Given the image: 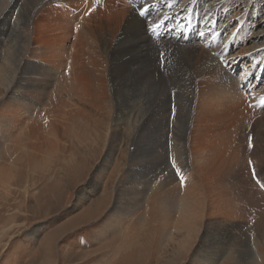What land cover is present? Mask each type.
I'll return each instance as SVG.
<instances>
[{"label":"rangeland","instance_id":"1","mask_svg":"<svg viewBox=\"0 0 264 264\" xmlns=\"http://www.w3.org/2000/svg\"><path fill=\"white\" fill-rule=\"evenodd\" d=\"M176 3L177 1H175L171 8H175L178 5ZM73 4L74 2L70 1L61 3L58 4L59 6H52L51 10L48 8L45 12L48 13V10H50L49 13H52L50 16H53L60 9L61 11H67ZM225 4L228 6V10L223 13L224 17L222 16L218 20L217 16L214 15L210 20L215 19L216 26L222 21H230L229 27L233 31L243 30L244 42H238L235 45L236 47L231 50L238 51L242 47H247L241 52L238 67L235 70H230V65L223 62L222 58H220V63L223 62V70H226L228 73L230 71L231 77H234L236 80L240 77V72L246 69L247 64H251L254 57L260 55L261 48L264 45V32H261V36L259 37L253 35L260 31L261 26L264 28V0H226ZM89 11L83 17H87ZM54 18L56 19L55 16ZM80 22L81 16H77L76 24H79L76 27L77 30L72 26L74 28L72 29L73 32L76 31L75 33H77L79 31L82 26ZM87 25H89V28L94 27L93 22H88ZM207 29L210 30V27H207ZM254 30L255 32H252ZM73 32L72 35L75 34ZM73 37L67 42L68 45L73 41ZM229 37L230 34L228 35V40ZM201 38L193 39L192 43H199V49L205 47L206 49H210L207 41L205 42L207 39L202 41ZM220 40L222 39L220 38L219 43L216 45H220ZM0 47H2L0 48L1 52L6 49L4 44L0 45ZM225 47L226 45H223V49ZM33 59H35L34 54L32 57H27V60L21 63L18 70H16L17 72L11 71L18 77V82L15 83L16 87L14 86L12 91L15 93L21 88L19 86H22V89H24L23 92L15 93L19 96V102L17 103L21 107L19 111L15 106H11L10 110L8 106L4 107L5 102L15 100H11L10 96L12 93L6 92L0 82V165L6 168V172H8L2 175H5L3 178H0V182L2 181L0 184V264H116L117 262V264H249L250 262V264H264V237L260 231L250 242L254 245L255 250H258L252 261L240 257L243 242L237 240L231 241L227 238L228 232L226 230L228 223H231L230 220L242 222V212L245 207L242 206L240 209V218L229 217L221 209L225 200L229 198L227 194L229 190L228 175L233 170L232 156L235 149L246 144L242 141L244 135H246V139L248 137L255 138V131L257 132L258 129L259 132L263 130L261 132L264 133V121H262L264 118L262 116H260L261 118L257 122L258 127L256 129L252 127L257 121L251 120L252 116L249 114L250 110L251 113H254L256 110V102H254V105L251 103L252 97L245 100V96L240 95L238 100L233 98L234 102L231 99L232 103L230 102V106L222 104L216 98H213L212 95L213 92L219 94L215 89L217 81L213 80L211 75L201 73L197 69L198 60L194 58L188 64L185 57L182 58L178 55L171 56L169 60L167 59V55L162 51L158 55L160 71L167 72L170 69L174 74L171 76V80L169 78L160 79L157 77V74L150 72L151 74L142 75V77H137L136 79L127 78L122 87L124 95H131L132 101L139 103L142 99L144 103L146 101L144 107L148 111L150 110L148 117L151 121L156 119V117L161 118L163 115L164 119L162 121L161 119H157L156 122L160 120L158 124H155L156 122L153 121L151 124L149 121L150 124L145 123L137 129L120 124L115 129L110 126V122L107 120L109 114L103 113V115L101 111L97 110L96 112L94 110L96 108L90 103L91 107L89 102L86 103L89 104L87 107L81 103L82 107H79L82 109L85 107L86 110H83L86 115L93 112L94 115L90 113L92 118L98 114L96 117H102L100 119L106 121L104 124L107 126H104L103 130H98V134L104 140L93 144L89 140H84L83 142H86V144L80 142L79 145L77 144L79 142L75 138L73 139L71 134H68L67 138H63L64 140L66 139V143L70 144L72 141L70 145L65 144L69 146L65 147V150L67 149L66 151L68 152L64 150L62 158H59L60 156L57 158L50 156L51 144L50 140H48L49 137H36L37 140L34 143L36 147H30L28 150L29 154L27 153L29 158L33 157L32 159L34 160L29 161L25 154H21V157L17 160L18 154L16 156L12 154L13 150H9L12 149L13 144V146L8 145L6 149L5 147L4 149L2 148L8 141V138H6L5 144L2 135H4L3 129L6 127L10 129V138H12L13 134L16 131L18 132V125L12 128L11 123L4 122L3 120L4 117L6 118L8 112L11 111L9 113L10 120L14 122L19 115L20 118L24 116L30 107L39 108L40 104L44 102L43 98L39 96V91L48 81L44 78H48V71L51 67L49 63L36 62L42 68L41 71L45 73L43 78L39 79L38 75L33 76L34 72L35 74L40 73V71H35ZM3 60L2 57L0 59V75L9 76V73H11L10 69L15 68L13 67V63L15 62L14 64H16L17 61H13L11 66L6 60ZM162 60L164 61L162 62ZM167 65L168 68H166ZM7 67L10 69H7ZM262 69V65L258 63L254 64L251 73H247L251 74L249 84L256 83V81L251 83V80L253 77L256 80ZM153 78H156V80ZM145 82L146 84H144ZM262 85L264 86V77H262V84L254 90H260ZM174 87L178 89L176 90ZM185 89L188 90L186 91ZM191 90L194 92L195 99L193 98L192 100V107H188L190 110L187 109L188 114L183 115L180 113V116L178 115L180 118H177L176 121V127H178L174 135L173 140L175 144L173 145L170 134L168 139L165 140L166 132L163 133L164 129L166 131V119L168 113H172L180 105L183 106V100H187L188 95L191 94ZM244 91L247 92L246 90ZM179 92L181 97H183L181 99L179 98ZM187 92L188 94H186ZM239 92L241 93L240 89ZM61 93L63 95V90H61ZM249 93L248 91L247 95ZM232 94L235 96L234 92ZM110 100L109 98V102ZM199 100L200 102L202 101L201 104L200 102L198 104ZM261 107L258 106V109H261ZM87 109L91 110L88 112ZM158 114H161V116H158ZM184 119L188 124L186 131L188 139L187 152L190 155L191 161H188V163L184 159L183 152L181 151L182 144L180 142L182 139L180 133L183 129H181V125ZM33 124L31 125L33 126ZM35 125L37 126V123ZM108 126L111 129H108ZM239 126L241 128L240 134ZM106 132L108 133L106 134ZM35 133L37 134L38 131ZM10 138L8 144L12 141ZM192 139L195 143H193ZM22 142L23 144L26 143L24 140ZM73 143H76L77 146ZM212 146L213 150H211ZM33 148L34 150H32ZM176 148L179 149L176 150ZM5 150L7 151L4 152ZM194 150L195 154H193ZM197 150H200V155L197 154ZM190 151L192 154H190ZM7 152H10L9 159L5 155V158L2 156ZM9 160H14V163L13 161L9 163ZM42 160H44V163H41ZM32 161L35 165H33ZM8 164L13 168H10ZM185 164L191 165L187 173L192 172L193 174L189 182V188H187V185L186 187L183 186V166ZM40 165L44 167L40 168ZM8 168L11 169L10 173ZM249 172L253 173V170ZM243 174L245 178H248L245 172ZM194 177L196 178V183L199 185L197 190L195 184L192 185ZM170 180L173 181L171 182ZM238 184L241 187V185H244V182L239 181ZM193 188L198 193L194 192ZM183 189H185V192ZM162 192H165V194ZM189 192L192 193L190 194ZM134 193H137L136 195L141 206L140 210L136 209L137 212L135 211L136 213L134 212L132 216H136L142 210L141 221L146 225L144 227L141 226V234L137 233L135 239L132 240V245L128 249L126 248L117 252L115 248L120 245L124 238V228L127 219L130 218V214L126 217V212L133 205L129 203V198L133 197ZM180 200L188 202V204L182 212L184 215L182 214L179 217L178 214L176 215V211L178 210L177 206ZM95 203L99 207L88 213L87 211ZM195 205L196 207L198 206V209L194 208ZM134 207L136 208V206ZM190 207L192 208L190 209ZM186 210L190 212L188 211V213ZM199 212L202 216L198 214ZM187 213L188 215L191 214V222H193L194 217V223L199 220L196 227L193 224L194 229L189 230L190 235L187 233L188 228H186L187 220L185 217L189 219ZM162 214L178 218L176 219L177 227L181 222L182 224L177 230H173V225H175L173 223L170 227L172 229L169 230L172 234L167 231L163 235L161 233L162 229H158L159 226L157 227ZM197 217L199 218L196 219ZM183 225L187 231L184 230ZM149 227L154 232L152 229L147 230Z\"/></svg>","mask_w":264,"mask_h":264},{"label":"bare ground","instance_id":"2","mask_svg":"<svg viewBox=\"0 0 264 264\" xmlns=\"http://www.w3.org/2000/svg\"><path fill=\"white\" fill-rule=\"evenodd\" d=\"M69 1L74 2L73 6L70 7V9H68L67 11H61L60 9V11L53 14V16H50V14L52 15V13H49V11L51 10L52 6L61 3H66ZM89 1L90 0H85V2L82 3L83 2L82 0H0V45L4 44L6 46V49L4 51L1 52L0 50V59L3 57V59L6 60L7 63L10 65L13 63V61H17L16 64H14L15 62L13 63V67H15L14 69L11 70L9 67H7V69L9 68L10 72L13 70L14 71L18 70V67H20L21 63L26 61L27 57L29 56L32 57L33 54L35 56V59H33L35 71H40V73L38 74H35L34 72L33 76L38 75V78L40 79L43 78L45 74L43 71H41L42 68H40V66L37 64L39 63L38 61L49 63L51 67L48 71V78H44L47 79L48 81L46 82L44 87L39 91L40 94L39 96H41L40 98H43L44 101L42 104H40V107L39 108L33 106L30 107L26 111V114H24V116L20 118L19 115L14 122L10 120L9 113L11 111H9L7 115L5 114L6 118L4 117L3 121L7 123L8 122L11 123L12 128L18 125V132L17 131L15 132L14 130L15 133L13 134V137L10 138L11 131L10 129H7L5 127V129H3L4 135H2V138L4 139L5 144H6V138H8L7 139L8 141L7 144L5 146L3 145L2 148L4 149L5 147L6 149L8 145L11 146L14 145L12 149L9 150H13L12 154H15L16 156L18 154L17 160L21 157V154H25V155H27V153L29 154L28 150L30 147L31 148L36 147L34 145L35 141L37 140L36 137L38 138H41V136L42 138L49 137L48 140H50V144H51L50 156L57 158L59 156H60L59 158H62V156L64 155L63 152L65 150V147H69L66 145L67 144L70 145L72 143V141L70 142V144L66 143V139L65 140L63 139V138H67L68 134H71L73 136L72 138L73 139L75 138V140L79 142L77 143L79 145L80 142H83L84 140L85 141L89 140V142L91 141L92 144L104 140L102 139V136L98 134V130L99 129L103 130V127L105 126L104 122L106 123V121L100 119L102 117L100 118L96 117V115L98 116V114H96L92 118L90 113L94 115L93 112H90L89 115H86L84 113L85 112L84 110L86 109L85 107H83L84 110L81 108L82 107L81 103L85 104L86 107L91 103L92 106L96 108V109L92 108L95 111L96 110L99 112L101 111L102 112L101 114L103 113L109 114L107 116V120H109L110 126L114 128L118 127L121 124L132 127V129H137L138 127L142 126L145 123L150 124L151 122L152 124L153 122H156L157 119H161L162 121L164 118L163 115L161 116V114H158V116H161V118L156 117V119L152 120L153 122L150 120V118L148 117L149 116L148 113L150 110L148 111L147 108L144 107L146 103L145 100H144L145 103L142 101L143 99L141 100L140 103L134 102L131 99V95L128 94L124 95V93L122 92V87L124 86V83L127 78L136 79L137 77H142V75L145 76L150 72H152L153 74L154 73L157 74V77L160 79L161 78L170 79L171 76L174 75L170 69L167 72L162 71L163 73L160 71V62L158 60V55L162 53V51L164 52L165 55H167V59H169L171 56L174 57V55H178L182 58L185 57L188 64L190 61L192 62L194 58L198 60L197 69L201 73L211 75L213 77V80L217 81L215 85V89L216 91L219 92V94L213 92L212 95L213 98H216L222 104H226V106H230V104L232 103L231 99L235 98V100L236 99L238 100L240 95L245 96L246 98L245 100L252 97L253 100L251 101V103L252 105H254V102H256L255 103L256 110L254 113H251L250 110L249 114L252 116V118H255V119L251 118V120L253 121L257 120L252 126L253 129H256V127H258L257 122L259 121V118H261L260 116L264 118V105L261 104L260 102L262 96L264 97V86L262 85L260 90H254V89L257 88L260 84H262V77H264V55H263L264 45L261 48L260 55L255 56L254 59L251 61V64L250 63L247 64L246 69L243 72H240L239 75L240 77L238 79L235 80L234 77L232 78L230 71L228 73L226 70H223L224 69L222 67L223 62H226L230 65V70H235L240 62L239 58H241V54H242L241 52H243V50L247 48V47H242V48L240 47L241 49L239 48L240 50L238 51L236 50L231 51L236 47L235 45L238 42L241 43L244 42L243 30L233 31L232 28L229 27L230 21H222L216 27V20L215 19H213L212 21L210 20L214 15H216L219 20V18L223 16V13L228 10L227 9L228 6H226L225 4L226 0H139V1L98 0L88 5L89 8L91 9L87 14V17L81 18L80 23L82 26L79 29V31L75 33L76 31L75 32L72 31V29H74L72 26H74L76 29V27L79 24V23L76 24V18L77 16H81L82 14L85 13L86 9L88 8L87 2ZM175 1H177L176 4L178 5L175 8H171L174 5ZM48 8L50 10H48L47 13L45 11H47ZM142 12L144 14H149V17L148 18L145 16L143 17L141 15ZM54 16L56 17V19L54 18ZM55 20H59V21H55ZM88 22H93L94 27L89 28V25H87ZM153 25H155L156 27H153ZM182 26H185L186 28L191 27L189 29L192 31L191 32L192 34H194L198 29L199 35L198 36L193 35L187 38L183 36L175 37V35L173 37L170 36L173 34V30L175 28L179 29ZM157 27H158V32H160V34L162 32L163 34L166 35L162 39H160V36H158V40L154 39L153 37V35L157 34V32H154V30ZM207 27L208 28L210 27V30H208ZM260 28L261 29L259 32L253 34L254 36H258V37L261 36V32H264V28L263 26H261ZM72 32L75 34L72 35ZM252 32H255V30ZM203 33L207 34L205 38L210 36L209 40L208 38H206L208 40L207 43L210 49H206V47L199 49L200 48L198 47L199 43L197 42L192 43L193 39L203 37ZM229 34L230 37L228 40ZM72 36H74L73 37L74 39L68 45L67 42L70 40ZM220 38L222 40L220 45L218 46L216 45V42H218ZM223 45H226L225 49H223ZM220 58H222L223 60L222 63H220ZM163 61L164 60H162V62ZM257 63L259 65H262L263 68L262 72L256 77L255 84L254 83L249 84L251 70L254 64ZM166 68H168V65ZM248 72L250 73L247 74ZM153 79L156 80V78ZM0 82L2 84L3 89L6 92L8 91L12 93L10 96L11 100H15V101L5 102L4 107L8 106L10 110L11 106H15L19 111L21 108L19 106L20 104L17 105V103L19 102L18 101L19 96L16 95L15 93L23 92L24 89H22L23 88L22 86H19L21 88L20 89L17 88L18 90L15 93L14 91H12L13 87L16 85L15 83L18 82V77H16V75H14L13 72L9 73V76L1 74ZM144 84H146V82ZM171 84L174 85L173 83ZM175 89L177 90L178 88ZM239 89L241 93L239 92ZM61 90H63V95L61 93ZM179 90L181 91V89ZM185 90L187 91L188 89ZM244 90H246L247 92L249 91L250 93L247 95ZM233 92L235 96L232 94ZM178 94L180 95L179 96L180 99L183 98L181 97L180 92ZM186 94H188V92ZM109 98L111 99L110 100L111 103L109 102ZM193 98L195 99V95L194 92L191 90V94H189L187 100H185L186 102L183 100L182 104L184 107L178 105L179 107H176V109H174L172 113H168V117L166 119V131L165 129L164 132L162 131L163 133L166 132L165 140L168 139L169 134L172 140L174 139V135L175 132H177V127H178V126L176 127L177 118H180L179 117L180 113H182L183 115L186 114L187 109H189L188 107L190 108L192 107ZM180 99L178 100L180 101ZM87 102H89V104H86ZM199 102L200 100L198 101V104ZM201 103L202 101L200 102V104ZM261 105L263 106L261 107ZM258 106L261 107V109H258ZM90 110H88V112ZM159 121H157L155 124H158ZM36 123L37 126L35 125ZM31 124H33V126ZM187 125H188L187 121L184 119L183 124L181 125L182 126L181 129L182 128L183 129L181 130L180 133L182 138L180 141L182 144L181 151L183 152L184 159L187 161L186 163L190 161V155L187 152L188 151L187 150L188 139L186 136ZM108 129L111 128H109L108 126ZM240 129L241 128L239 126V134L241 132ZM36 131H38L37 134L35 133ZM261 131L263 130H260V132L259 129L257 130V132L255 131V138L248 137L246 139L245 138L246 135H244L242 141H244L246 144L241 146L239 145L240 147H238L237 144L238 148L235 147L236 149L232 156L233 170L228 175L229 190L227 194L229 198L225 200L224 205L221 207V209L224 210V213L232 218H237V217L240 218L241 217L240 209L242 206L245 207L242 212L243 221L237 222L230 220L231 223L230 222L228 223V228L226 232H228L227 238L230 239L231 241L237 240L243 242V245H241L240 257L249 259L251 261L255 258L256 251H258L257 249L255 250L254 245L250 243L251 240L254 238V236H257V233L259 231L261 235L264 237V187H261V184H264V133ZM243 132L245 131L243 130ZM107 133L108 132H106V134ZM9 138L10 140L12 139L10 144H8ZM22 140H24L26 143L23 144ZM83 143L86 144V142ZM193 143H195V141ZM174 144L175 143L173 140V145ZM250 144L251 146H249ZM74 145H76V143ZM76 146L74 147L76 148ZM34 148L32 150H34ZM177 149L179 148H176V150ZM213 149L214 148L212 146L211 150ZM6 151L7 150H5L4 152ZM197 152H198L197 154L200 155L201 153L200 150H197ZM9 153L10 152H7L5 154L2 153L3 154L2 156L5 155L9 159L10 158ZM190 154H192V152ZM193 154H195V150L193 151ZM5 156L3 158H5ZM27 157L29 161L34 160L32 159L33 157L29 158V155H27ZM236 157L238 158L237 160ZM167 160H168V150H167ZM10 161L11 160H9V163H11L12 161L14 163V160H12L11 162ZM43 161L44 160H42L41 163H44ZM32 163L33 165H35L33 161ZM8 165L10 166V164ZM189 166L191 167L190 164H185L183 166V170H184L183 186L186 187L187 185V188H189V182L192 179L191 176H193L192 172L187 173L188 169L190 168ZM1 167H0V173L2 174L0 175V178H3L5 175L4 176L2 175L5 173L7 174L8 172H6L7 170L6 168L4 167L1 168ZM43 167H41L40 165V168ZM10 168L13 167L10 166ZM8 170L10 173L11 169L8 168ZM250 170H253V172H255L256 174L255 178L253 176V173L249 172ZM240 171H241V175H240ZM244 172L248 175V178L244 177L243 174ZM257 180H259L260 183H257ZM193 181L194 182L191 183L192 185L195 184V188L197 190L199 188V185L196 183L195 177ZM239 181L244 182V185H241L240 187L238 184ZM184 190L185 189H183V191ZM190 191L192 190L190 189ZM194 192L198 193V191H194ZM162 193L165 194V192ZM136 194L137 193H134V196L129 198V203L136 206V208L133 205H131V208L126 212L127 213L126 217H128V215L130 214V218L127 219V223L124 228V232H125L124 238L122 239L120 245L115 248V251L117 252H120L126 248L128 249L132 245V240L135 239L137 233L139 235L141 234L140 233L142 231L141 226L144 227V225H146L143 221H141L142 210L141 212L139 211V213L136 216H132L135 211L137 212L136 209L140 210V206H141V203L139 202V199ZM181 201L182 200L178 202L179 204L177 206L178 210L177 211L175 210L176 215L178 214L179 217L182 214L184 215V213L182 212L186 209V206L188 204V202H183V201L181 202ZM189 205L192 206L191 204ZM196 205L194 206V208L198 207V206L196 207ZM98 207L99 205L95 203L92 206V208H90L87 212L89 213L91 212V210L96 209ZM192 207H190V209ZM188 211L186 210V212ZM198 214L201 215L200 212ZM188 216L189 219L185 217V219L187 220L186 228H188V231L184 226L185 224L183 225L185 229L184 228L183 229L186 230L187 233L189 234V230L194 229L193 224H195L196 227V225L199 223L198 222L199 220L196 221V223H194V219H195L194 217V219L192 218L193 222H191V214H189ZM198 218L199 217H197L196 219ZM176 219L178 218H175L174 216L172 217L162 214L159 220L160 223L157 224V227L159 226L158 229H162L161 233H163V235L164 233H167V231L172 229L170 227L173 225V223L175 224L173 225L174 226L173 230H177L178 227H180V225L182 224V222L180 223V225L178 224L177 227ZM150 229L152 228L149 227L147 230ZM169 232L171 233V231ZM244 243L246 245L245 247H244ZM134 244H136V242H134Z\"/></svg>","mask_w":264,"mask_h":264},{"label":"snow or ice","instance_id":"3","mask_svg":"<svg viewBox=\"0 0 264 264\" xmlns=\"http://www.w3.org/2000/svg\"><path fill=\"white\" fill-rule=\"evenodd\" d=\"M153 27H156L155 25H153ZM261 104H264V97H262L261 98ZM249 146H251V144L249 145ZM249 163H251V162H249ZM175 166V165H174ZM253 176H254V178H255V176H256V174H255V172H253ZM257 183H260V181L259 180H257ZM261 187H264V184H261Z\"/></svg>","mask_w":264,"mask_h":264}]
</instances>
